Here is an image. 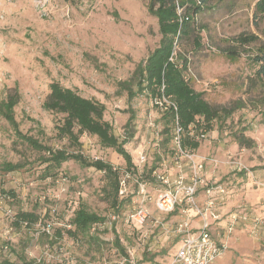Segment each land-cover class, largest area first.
I'll return each instance as SVG.
<instances>
[{
	"label": "rangeland",
	"instance_id": "rangeland-1",
	"mask_svg": "<svg viewBox=\"0 0 264 264\" xmlns=\"http://www.w3.org/2000/svg\"><path fill=\"white\" fill-rule=\"evenodd\" d=\"M257 1L212 0L197 17L194 32L176 47L179 61H189L193 88L218 110L233 108L229 115L221 111L213 130L197 139L199 148L186 150L206 159L204 179L217 182V190L224 191L219 207L227 216L220 226H227L230 214L249 215L230 232L213 227L228 247L214 264H264V75L257 74L264 66V60L257 62L264 58V17H256ZM150 4L151 0H0V100L17 88L20 99L14 113L20 131L52 150L102 160L117 173L115 179L75 160L48 169L41 163L48 153L18 140L0 114V167L8 162L26 165L16 172L0 171V264H21L24 259L40 264H161L174 254L179 238L173 229L184 216L158 212L156 191H151V217L141 228L123 220L132 206L129 202L120 213L113 206L116 197L120 203L115 180L124 171L131 174L130 180L146 181L153 180V166L172 176L177 172L172 122L153 105L149 93L129 100L124 86L128 83L137 91L135 70L162 38ZM252 34L256 42L238 43L239 36ZM228 50H236L238 56ZM53 82L103 103L104 119L120 141L133 134L125 148L134 167L96 136L85 133L77 145L58 135L64 115L44 108ZM199 129L195 134L200 135ZM242 132L253 142L251 147L236 141V133ZM182 165L183 174L190 177L192 163L186 158ZM199 200L205 201L204 192ZM80 207L106 218L90 232L96 240L66 232L74 230L71 222ZM19 211L35 212L40 219L32 227L18 226ZM117 236L127 255L114 244Z\"/></svg>",
	"mask_w": 264,
	"mask_h": 264
},
{
	"label": "trees",
	"instance_id": "trees-1",
	"mask_svg": "<svg viewBox=\"0 0 264 264\" xmlns=\"http://www.w3.org/2000/svg\"><path fill=\"white\" fill-rule=\"evenodd\" d=\"M212 0H151L149 12L153 14L159 24V30L162 35L159 46L148 56V58L141 62L135 70L134 78L137 82V91H134L128 83H125V89L128 90L129 100L138 95L147 92L152 96L161 94V88L164 85V94L171 98L177 105V111L169 110L164 116L168 122H172L178 115L181 126L188 132L189 125L195 123L197 118L203 119V127L206 131L213 130V122L220 118L221 111L225 115H229L231 109L222 108L218 110L209 104L203 97V93L197 92L189 80H185L183 70L178 67L180 57L177 56V61L172 62V57L176 46L185 37H188L191 32L196 29L197 17L210 8ZM178 7L182 9V17L178 13ZM261 14L264 17V0H258L256 3V17ZM182 20V21H181ZM240 45H249L258 40L257 36L253 34L250 36L241 35L238 37ZM199 42V39H198ZM197 43V41H196ZM228 54L238 56L236 50H228ZM263 61L260 58L257 62ZM181 62L186 69L189 66L187 58H183ZM263 65V64H262ZM264 75V66L257 74ZM260 75V76H261ZM20 99L19 92L15 88L13 93H10L5 100H0V114L11 124L14 128L18 140L23 141L29 147L40 152L48 153V157H43L41 163L47 164V168L60 167L64 162L75 160L85 167H94L99 171H105L107 174L117 178V173L113 170L112 165L105 163L102 160L89 161L82 154H70L65 150H52L49 147L41 144L32 136L23 134L19 129V124L15 119L14 108ZM44 108L48 111L57 112L64 115V122L58 129V135L61 138H67L72 144L81 145L80 137L83 134L96 136L103 146L112 148L115 152L121 155L129 167H134L132 157L126 150L125 145L129 142L130 136L123 141H120L113 133L111 124L104 119L106 106L92 98H86L79 94L78 91L64 88L57 82L50 84V94L44 103ZM230 111V112H229ZM264 116V113H263ZM133 116L127 126L130 125ZM166 133H170V128H166ZM236 141L240 146L251 147L253 142L245 137L242 133H236ZM169 142V140H167ZM199 141L195 140L188 133L183 138V147L186 149L199 148ZM26 165L21 163H5L0 167V171L5 173L16 172L24 169ZM158 166H153L149 171L152 172ZM118 180H115V193L118 195ZM11 196H15L13 192H9ZM128 201L118 202L115 198L114 207L118 213ZM40 217L35 212L19 211L16 215V224L21 226L25 224L27 227H32L39 221ZM105 217L89 212L86 208H78L72 219V226L74 230H67L70 237L78 235H90L92 228L95 225L104 223ZM134 227V226H132ZM136 228V227H134ZM62 230H57V238L62 237ZM98 241V240H97ZM114 244L123 254H126L125 248L121 245L119 237L117 236ZM37 260H23L21 264H40ZM3 264H17L6 260Z\"/></svg>",
	"mask_w": 264,
	"mask_h": 264
},
{
	"label": "built area",
	"instance_id": "built-area-1",
	"mask_svg": "<svg viewBox=\"0 0 264 264\" xmlns=\"http://www.w3.org/2000/svg\"><path fill=\"white\" fill-rule=\"evenodd\" d=\"M178 13L182 17V9L178 7ZM182 21V20H181ZM177 47V46H176ZM178 54L175 51L170 58L176 62ZM178 67L183 70L185 80L190 78L191 68L184 67L182 62H178ZM206 87L209 84L205 83ZM165 86L161 88V94L152 96L153 105L166 114L169 110L177 111L176 103L164 94ZM203 119L197 118L195 123L189 125L188 134L197 140L205 137L206 129L203 127ZM200 128V135L195 134ZM181 126L178 115L172 121V141L174 145V155L176 156L175 167L177 172L172 175L167 170H160L158 167L150 174L153 180H130L131 174L124 171L125 175L118 180V197L120 201H128L132 206L125 213L126 225L141 228L151 217L149 204L152 199V192L156 191L155 206L158 212L168 216L175 214L183 215V219L174 226L173 233L179 238L176 250L170 260L161 264H214L227 250L226 242L220 241L214 234L213 227L218 225L222 230L229 232L241 221H247L249 215L238 212L230 214L227 226L221 227L222 221L227 216L222 213L219 205L224 203L222 194L224 191L217 190V182L204 179V163L206 159H201L197 154L187 152L183 147V138L187 134ZM199 141V140H197ZM179 158L181 161H179ZM186 158L192 163L193 171L190 177L182 172V161ZM143 163H146L144 157ZM113 167V166H112ZM116 172V169L113 168ZM201 192H204L205 201L199 200ZM216 193L218 197L215 198ZM194 214V215H190ZM189 214L188 219L186 215ZM118 215L112 216L115 221ZM120 250V249H119ZM135 264L134 262H132Z\"/></svg>",
	"mask_w": 264,
	"mask_h": 264
}]
</instances>
